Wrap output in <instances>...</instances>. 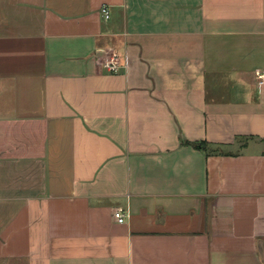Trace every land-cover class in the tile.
Returning a JSON list of instances; mask_svg holds the SVG:
<instances>
[{
	"label": "crops",
	"instance_id": "obj_1",
	"mask_svg": "<svg viewBox=\"0 0 264 264\" xmlns=\"http://www.w3.org/2000/svg\"><path fill=\"white\" fill-rule=\"evenodd\" d=\"M262 68L264 0H0V264H264Z\"/></svg>",
	"mask_w": 264,
	"mask_h": 264
},
{
	"label": "built area",
	"instance_id": "obj_2",
	"mask_svg": "<svg viewBox=\"0 0 264 264\" xmlns=\"http://www.w3.org/2000/svg\"><path fill=\"white\" fill-rule=\"evenodd\" d=\"M101 13L103 14L104 18L107 19L109 17V11L107 6L101 7ZM126 59V58H125ZM124 59V62L126 63V60ZM104 66L106 69H108L111 72H118L120 65H119V55L116 52H112L109 59L104 63ZM255 77L259 82H262L264 79V68L262 69H256L254 71ZM128 216V213L121 210V209H115L113 211V218L117 223H123Z\"/></svg>",
	"mask_w": 264,
	"mask_h": 264
},
{
	"label": "trees",
	"instance_id": "obj_3",
	"mask_svg": "<svg viewBox=\"0 0 264 264\" xmlns=\"http://www.w3.org/2000/svg\"><path fill=\"white\" fill-rule=\"evenodd\" d=\"M198 145H201L202 147L205 146L204 142L197 143Z\"/></svg>",
	"mask_w": 264,
	"mask_h": 264
}]
</instances>
